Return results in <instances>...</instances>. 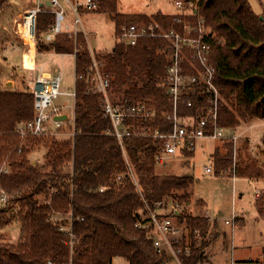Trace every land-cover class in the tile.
Wrapping results in <instances>:
<instances>
[{"label":"trees","instance_id":"16d2710c","mask_svg":"<svg viewBox=\"0 0 264 264\" xmlns=\"http://www.w3.org/2000/svg\"><path fill=\"white\" fill-rule=\"evenodd\" d=\"M98 1L101 10L114 21L116 33L123 25L151 20L168 28L174 20L173 15L160 12L153 16L124 15L118 12V0ZM194 1L199 17L221 40V43L212 42L215 83L223 95L221 124L233 129L242 121L264 120V0H257L261 14L253 10L249 0ZM7 2L0 0V10ZM54 19L50 12L38 15L37 49L75 55L74 125L67 124L66 128L76 135L30 139L22 153H18L21 141L16 129L33 118L34 96L29 91L0 90V165L7 157L10 168L0 184L12 198L9 207H0V233L12 220L17 221L23 239L18 247L0 245V264H47L49 260L69 256L64 236L49 220V215L70 208L76 218L84 219L74 223L78 236L74 264H114L116 258L124 259L127 264H162L166 257L158 255L152 240L135 227L138 212L145 207L140 192L151 207L171 199L186 202L193 178L158 175L157 148L151 137L133 135L125 138L121 146L109 134L112 124L104 116L100 96L91 90L86 78L95 58L103 75L111 80L109 92L115 103L152 98L160 115L167 109L158 87L168 64L162 53L166 43L162 39L145 38L134 47L117 42L111 51L95 53L88 46L85 34L79 31L77 36L61 33L53 43L45 45L41 34L50 31ZM80 76L84 79H79ZM182 113L194 114L195 110L183 107ZM135 125L168 128L158 118ZM262 143L264 146V136ZM42 145L48 148L47 162L39 168L28 157L33 148ZM229 155L215 152L213 162L218 174L230 166ZM131 171L139 189L129 176ZM238 172L241 177L254 179V175L246 176L240 169ZM119 176H123L121 180ZM256 176L259 178L261 174ZM49 184L58 189V194L50 205H39L36 198L48 196ZM102 186L106 188L103 193ZM174 191L183 195L176 196ZM256 208L258 217L264 220V192L257 197ZM183 222L192 231L198 229L201 233L199 239L191 234L192 254L183 258L184 264H201L208 246L209 218L190 215ZM261 262L264 264V254Z\"/></svg>","mask_w":264,"mask_h":264},{"label":"built area","instance_id":"2783aa9c","mask_svg":"<svg viewBox=\"0 0 264 264\" xmlns=\"http://www.w3.org/2000/svg\"><path fill=\"white\" fill-rule=\"evenodd\" d=\"M64 1L70 5L74 15L73 27L67 24V12L61 0H39L40 3L36 7L25 11V14L14 20V33L21 39L27 53H31L32 47L35 51L38 43L37 17L39 14L50 12L55 16L50 31L43 33L44 42L51 44L59 34L64 32L77 36L82 25L79 17L81 11L101 10L98 0ZM176 6L180 12L174 16L173 23L168 28L156 20H151L123 25L116 33L118 43L132 47L145 38L165 41L162 53L167 57L168 64L164 75L159 80L158 87L163 92L167 109L160 115L157 113L158 104L152 98L115 103L109 92L111 80L103 75L100 64L95 58L86 78L91 85V90L100 96L104 116L112 124V132L109 134L114 136L121 146L125 138L133 135L153 138L157 148V165H163L178 156H193L198 141L236 143L239 139L233 129L223 126L220 122L223 95L215 83L216 67L212 62V42L217 40L221 43V40H218L216 34L199 17L197 2L178 0ZM79 79L84 78L80 76ZM61 88L62 77L59 74H53L50 77L38 76L33 80L30 93L34 96V116L30 121L20 123L16 129V134L21 141L18 153H22L30 139L64 138L76 135L72 130L65 132L67 124L74 125V118L70 121L55 120V117L65 115L64 110L69 107L55 104V101L63 94ZM65 95L73 97L76 102V92H67ZM183 107L191 108L195 110V113L183 115ZM156 118L168 128L161 130L135 125V122H151ZM235 169L234 166L233 180L237 179ZM214 170V162L211 158V163L205 167V171L212 173ZM9 173L10 168L5 163L0 168V179ZM129 176L139 189L132 171ZM122 177L119 176L118 180ZM71 188L74 189L72 185ZM105 189L102 186L100 192L103 193ZM48 192V196L41 195L36 198L39 205H50L53 196L58 194V189L49 184ZM140 195L145 207L138 212L135 227L144 231L152 240L153 248L158 255L166 257L162 264H184L183 258L192 254L191 234L193 233L196 239L201 237L200 230L192 231L183 222L188 216H192L191 202L171 199L158 202L151 207L141 192ZM11 200L10 194L0 184V207H9ZM237 218L238 216L234 214L225 223L234 225ZM49 220L57 225L63 234L64 245L69 248L70 254L59 260H49L47 264H74L73 256L78 242L74 223L84 219L76 218L73 208H70L66 211H53L49 215Z\"/></svg>","mask_w":264,"mask_h":264},{"label":"rangeland","instance_id":"374dc122","mask_svg":"<svg viewBox=\"0 0 264 264\" xmlns=\"http://www.w3.org/2000/svg\"><path fill=\"white\" fill-rule=\"evenodd\" d=\"M17 1V0H16ZM178 0H118V12L124 15L142 14L153 16L157 13H179L176 6ZM9 2V0H8ZM3 6L0 10V24L5 25L15 37L12 44L0 49V75L1 86L4 88L6 80H27L33 82L38 77L34 72L27 73L23 68L21 42L12 31V18L25 14L24 10L29 7H36L37 0H24L19 3ZM67 14V22L73 24L74 15L70 5L61 0ZM250 5L257 14L262 13V8L257 0H249ZM6 7V8H5ZM2 14V15H1ZM69 17V18H68ZM82 25L79 31L85 34L88 46L96 52L111 51L118 42L115 23L107 12H86L79 13ZM14 25V24H13ZM10 35V36H12ZM39 38V37H38ZM10 40V39H9ZM10 40V41H11ZM43 40V33L41 34ZM4 42V40H1ZM20 42V43H19ZM37 55V66L42 59V50ZM32 62L30 57L25 56L24 64L27 66ZM52 66L41 68L51 71L52 68L62 77L63 94L55 101V104L69 106L64 111L68 117L74 115L75 99L65 95L67 92H75L76 72L75 55H63L52 60ZM32 64V63H31ZM39 71V68H37ZM22 82V81H21ZM15 85L12 90L20 91L32 88H25L23 84ZM27 83V84H28ZM12 85V83H11ZM12 87V86H11ZM69 126V125H67ZM65 132H70L68 127ZM234 134L239 136L238 142H213L198 141L196 152L191 157L178 156L163 165H157L158 175L191 176L193 182L190 185L186 202H191L192 216H205L209 218L210 227L208 231V246L205 250V259L201 264H262L264 254V220L258 217L256 208V195L264 192V120L242 121L239 127L233 128ZM63 137H58L62 139ZM230 145V146H229ZM218 150L221 156L230 154V166L219 174L215 170L207 173L205 167L214 161L215 152ZM48 148L44 145L36 146L28 157L31 163L43 168L47 162ZM7 157L0 165V168L7 162ZM215 165V164H214ZM243 171L246 176L254 175V179L241 177L237 170L236 180L233 168ZM257 174L261 177L257 178ZM176 196L183 195V192L174 191ZM220 213L224 216L221 217ZM238 216L234 225H227L233 215ZM21 225L17 221L12 222L0 233V245L18 247L23 239L20 232ZM114 264H127L124 259L116 258Z\"/></svg>","mask_w":264,"mask_h":264},{"label":"crops","instance_id":"0c3cea01","mask_svg":"<svg viewBox=\"0 0 264 264\" xmlns=\"http://www.w3.org/2000/svg\"><path fill=\"white\" fill-rule=\"evenodd\" d=\"M24 2V0H9V2H8V4H7V6L6 7H8V6H11V4H15L16 5V7L18 8V5H19V3H23ZM37 5L40 3L39 2V0H37ZM47 4H49L48 2H47ZM5 7V8H6ZM31 8H34V7H29V8H26V9H24V10H29V9H31ZM2 11V10H1ZM162 13V12H161ZM163 14H166V15H173V16H175V15H177L178 13H175V14H173V13H163ZM2 15V14H1ZM20 15H18V17H19ZM69 18V17H68ZM16 19V18H15ZM14 16H13V18H12V31H13V34L15 35V33H14V30H13V24H14ZM67 24L68 25H70V26H72L73 27V25H74V20H73V24H70V23H68L67 22ZM10 35H12L11 33H10V31L7 29V27L5 26V25H2V24H0V49L1 48H3V47H5L6 45H8V44H12L13 42H12V40L11 39H13V40H15V37L12 35V36H10ZM19 40H20V38L18 37V36H16ZM11 41H10V40ZM1 40H4V42H2ZM43 41V43L45 44V45H49V44H47L46 42H44V40H42ZM20 42H21V40H20ZM19 42V43H20ZM21 44V49L23 50V52H22V60H23V70L24 71H26L27 73H30V72H28V71H32V73L34 72L37 76H45V77H50L51 75H53V74H58L57 73V70H55L54 68H52V70L51 71H47V70H45L44 68H41V64H43V66H44V63H45V66H49V67H51L52 66V64L53 63H51L52 62V60L54 59V58H56V57H61V56H63L62 54H56L55 52H54V50H51V51H42V59L43 60H40V63H39V65L37 66V55H39L40 53L38 52V49H37V46H36V48H35V51H34V55H33V66L31 67V63L32 62H30L29 64H27V66L24 64V58H25V56H26V58L27 57H29V55L27 54V52H26V48H25V46L23 45V43L21 42L20 43ZM28 67V68H27ZM37 68H39V71H37ZM1 72H2V68L0 67V75H1ZM22 81V82H21ZM19 82H21L22 84H23V86L25 87V88H27V87H30L31 85H32V82H27V80H13V81H10V80H6L3 84H4V88H3V86H1V81H0V90L1 91H13L12 90V88L15 86V85H17V84H19ZM11 83H12V85H11ZM28 83V84H27ZM12 86V87H11ZM16 91V90H15ZM20 91H28L27 89H23V90H20ZM59 105V104H58ZM61 105H63V104H61ZM74 107H75V104H74ZM69 108V107H68ZM73 110H75V109H73ZM65 115H67V113L65 112ZM74 118V115H73V117H68V115H67V121H70V120H72ZM259 195H260V193L258 194V195H256V197H259ZM220 216L221 217H223L224 216V214L223 213H220ZM203 254H205V252L203 253ZM121 259V258H120Z\"/></svg>","mask_w":264,"mask_h":264},{"label":"water","instance_id":"95a60500","mask_svg":"<svg viewBox=\"0 0 264 264\" xmlns=\"http://www.w3.org/2000/svg\"><path fill=\"white\" fill-rule=\"evenodd\" d=\"M55 120H57V121H66L67 120V115L57 116V117H55Z\"/></svg>","mask_w":264,"mask_h":264},{"label":"bare ground","instance_id":"6f19581e","mask_svg":"<svg viewBox=\"0 0 264 264\" xmlns=\"http://www.w3.org/2000/svg\"><path fill=\"white\" fill-rule=\"evenodd\" d=\"M33 53H34V47H32V49H31V53H30V54L27 53V54L29 55V57L31 58V60H32L31 67L33 66Z\"/></svg>","mask_w":264,"mask_h":264}]
</instances>
